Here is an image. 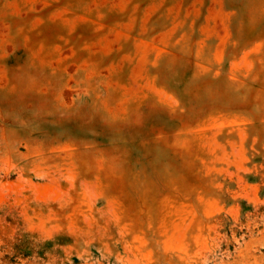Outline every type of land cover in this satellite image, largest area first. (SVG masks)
Instances as JSON below:
<instances>
[{"label": "rangeland", "instance_id": "1", "mask_svg": "<svg viewBox=\"0 0 264 264\" xmlns=\"http://www.w3.org/2000/svg\"><path fill=\"white\" fill-rule=\"evenodd\" d=\"M0 264H264V0H0Z\"/></svg>", "mask_w": 264, "mask_h": 264}]
</instances>
